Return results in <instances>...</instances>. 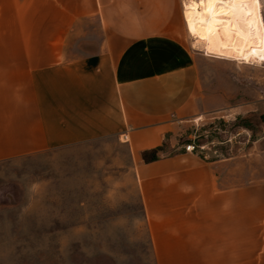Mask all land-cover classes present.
Returning <instances> with one entry per match:
<instances>
[{
    "label": "crops",
    "instance_id": "1",
    "mask_svg": "<svg viewBox=\"0 0 264 264\" xmlns=\"http://www.w3.org/2000/svg\"><path fill=\"white\" fill-rule=\"evenodd\" d=\"M183 4L0 0V162L125 136L154 264H264V182L178 144L232 95Z\"/></svg>",
    "mask_w": 264,
    "mask_h": 264
},
{
    "label": "rangeland",
    "instance_id": "2",
    "mask_svg": "<svg viewBox=\"0 0 264 264\" xmlns=\"http://www.w3.org/2000/svg\"><path fill=\"white\" fill-rule=\"evenodd\" d=\"M256 1L264 23V0ZM231 9L242 19V4ZM241 33L234 27L233 38ZM223 60L213 71L229 80L228 112L182 124L178 144L210 161L231 158L264 182V63ZM0 264H154L132 158L117 134L0 162Z\"/></svg>",
    "mask_w": 264,
    "mask_h": 264
},
{
    "label": "bare ground",
    "instance_id": "3",
    "mask_svg": "<svg viewBox=\"0 0 264 264\" xmlns=\"http://www.w3.org/2000/svg\"><path fill=\"white\" fill-rule=\"evenodd\" d=\"M242 1L185 0L188 33L195 40V46L206 53L245 64L252 61L264 63V23L260 4L256 0ZM235 4H242V19L237 18L231 9ZM236 26L242 32L241 42L233 38Z\"/></svg>",
    "mask_w": 264,
    "mask_h": 264
},
{
    "label": "trees",
    "instance_id": "4",
    "mask_svg": "<svg viewBox=\"0 0 264 264\" xmlns=\"http://www.w3.org/2000/svg\"><path fill=\"white\" fill-rule=\"evenodd\" d=\"M163 150H164L163 147L155 148L152 150H146V151L141 153V158H142L144 163H149V162L155 161L159 158L158 153L160 151H163Z\"/></svg>",
    "mask_w": 264,
    "mask_h": 264
},
{
    "label": "built area",
    "instance_id": "5",
    "mask_svg": "<svg viewBox=\"0 0 264 264\" xmlns=\"http://www.w3.org/2000/svg\"><path fill=\"white\" fill-rule=\"evenodd\" d=\"M183 7H184V4H183ZM123 140L126 141V137H125V136L123 137ZM194 149H195L194 146L191 145V144H188V145H186V146L184 147V151H185V152H193Z\"/></svg>",
    "mask_w": 264,
    "mask_h": 264
},
{
    "label": "water",
    "instance_id": "6",
    "mask_svg": "<svg viewBox=\"0 0 264 264\" xmlns=\"http://www.w3.org/2000/svg\"><path fill=\"white\" fill-rule=\"evenodd\" d=\"M260 120H261V122L264 124V114H262V115L260 116Z\"/></svg>",
    "mask_w": 264,
    "mask_h": 264
}]
</instances>
